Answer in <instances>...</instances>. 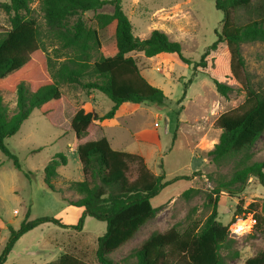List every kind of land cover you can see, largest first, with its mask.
<instances>
[{"label":"trees","instance_id":"1","mask_svg":"<svg viewBox=\"0 0 264 264\" xmlns=\"http://www.w3.org/2000/svg\"><path fill=\"white\" fill-rule=\"evenodd\" d=\"M36 1L44 13V30L31 16V4ZM107 6L112 8L111 13H98ZM215 6L224 13L221 33L194 65L195 71L205 70L211 52L225 43L231 72L236 80L243 81L242 45L264 43V0H258L257 4L255 0H215ZM0 10L10 16V29L0 38V151L12 159L18 169H21L18 158L7 148L5 140L19 132L34 110L43 116L55 112L64 101L63 85L101 92L113 102L111 110L101 116L91 107H82L75 113L71 129L80 142L88 136L94 123L113 119L125 103H148L156 107L166 104L165 93L143 76L130 53L142 52L148 58L176 54L184 64H193L183 56L181 44L170 40L161 30H152L145 39L136 37L122 0H10L9 3L0 1ZM87 12L95 13L96 27L84 20ZM242 13L247 17L245 22L236 19ZM102 30L108 38H113L112 42L103 43L99 34ZM46 40L57 45L54 48L56 59L48 54ZM60 58L63 60H58ZM212 81L222 96L227 97L233 91L216 78ZM243 89L245 102L217 118L215 126L221 130V135L209 152L217 167L233 163L231 177L210 174L207 179L214 188L191 187L179 196V200L188 204L204 199V206L211 211L203 221L196 218L198 208L192 206L184 222L163 232L152 231L121 263L113 260L111 256L132 241L164 208L151 204L162 189L175 181L194 179L202 174L196 171L191 176L165 182V174L152 172L143 156L114 150L108 139L102 137L76 146L83 180L68 187L78 195L77 199L68 200L70 206L81 210L76 224L54 217L29 221L28 212L20 228L11 233L0 255V264L6 263L22 236L40 225L50 223L81 232L87 217L106 223V231L97 241L98 264H230L239 259L238 240L232 236L230 224L224 225L218 220V203L223 191L230 195L242 193L251 176L256 177L264 189V162L252 161L255 144L264 133V90L255 88L249 80ZM3 93L16 95L12 115ZM66 163L63 154L48 162L45 183L50 189H56L53 181L57 178V169ZM131 164L136 165L133 180L129 177ZM243 213L254 216L249 239H261L264 243V200L251 203L246 209L243 202H239L231 223ZM48 264L86 263L65 253ZM245 264H264V248Z\"/></svg>","mask_w":264,"mask_h":264},{"label":"rangeland","instance_id":"2","mask_svg":"<svg viewBox=\"0 0 264 264\" xmlns=\"http://www.w3.org/2000/svg\"><path fill=\"white\" fill-rule=\"evenodd\" d=\"M122 7L136 37L145 39L152 30H161L170 40L181 44L183 56L193 64H184L176 54L148 58L142 52L130 53L144 77L165 93L166 104L156 107L148 103H126L113 119L94 123L86 139L80 142L71 129L75 113L82 107H91L100 116L108 113L113 102L105 94L66 84L61 88L64 101L55 112L43 116L34 110L19 132L5 140L7 148L18 158L21 169L0 151V255L11 233L20 228L28 212L29 221L54 217L76 224L80 210L70 206L68 200L77 199L78 195L68 187L83 180L82 165L76 153L79 143L106 137L113 149L145 157L152 172L165 174V182L179 176H191L196 171L202 174L169 184L151 200L153 207L164 208L140 229L132 241L111 256L117 263H121L152 231L163 232L178 222H184L192 206L198 208L196 218L203 221L211 211L204 206V199L198 198L188 204L179 200V196L191 187L202 190L214 188L207 179L210 174L218 173L226 179L231 177L233 163L226 162L224 166L217 167L209 156L221 135L215 122L222 113L245 102L243 85L248 80L255 88L264 90V43L242 45L245 61L243 81L236 80L231 72L229 49L225 43L211 52L205 70L195 71L194 65L200 62L221 33L224 13L216 8L215 0H122ZM31 10V16L44 30V13L39 1L31 4ZM111 12L112 8L107 6L98 13ZM94 16V12H87L83 18L96 27ZM236 19L245 22L247 17L242 13ZM0 25L1 38L2 33L10 29V16L2 10ZM99 34L103 43L113 41L106 31ZM56 47L46 40L47 52L54 59ZM212 78L232 87L233 91L227 97L220 95ZM3 98L12 115L16 108V95L3 93ZM253 151L252 161L264 162V133ZM59 154L66 157L67 163L57 169V178L53 181L56 189L52 190L45 183V167ZM135 168L136 165L131 164L130 180L135 178ZM222 194L218 203V220L224 225L230 224V232L238 240L240 252V258L230 264H245L247 259L264 248V243L261 239H249L254 225L253 214L243 213L235 223L231 220L239 202H243L244 209L251 203H262L264 189L258 179L251 176L239 195L225 191ZM240 220H249V228L240 229L237 224ZM105 231L106 223L92 217H87L81 232L43 224L18 240L5 264H45L65 253L86 264H98L97 241Z\"/></svg>","mask_w":264,"mask_h":264},{"label":"bare ground","instance_id":"3","mask_svg":"<svg viewBox=\"0 0 264 264\" xmlns=\"http://www.w3.org/2000/svg\"><path fill=\"white\" fill-rule=\"evenodd\" d=\"M237 224H238L240 229L244 230V229L249 228L250 221L249 220H240Z\"/></svg>","mask_w":264,"mask_h":264},{"label":"crops","instance_id":"4","mask_svg":"<svg viewBox=\"0 0 264 264\" xmlns=\"http://www.w3.org/2000/svg\"><path fill=\"white\" fill-rule=\"evenodd\" d=\"M160 55H164V54H160ZM156 57H157V56H156ZM142 74H143V72H142ZM143 76H144V74H143ZM93 93H94V92H93ZM125 104H126V103H125ZM123 105H124V104H123ZM123 105H122V106H123ZM122 106H121V107H122ZM121 107H120V108H121ZM120 108H119V109H120ZM118 111H119V110H118ZM118 111H117V112H118ZM116 114H117V113H116ZM115 116H116V115H115ZM104 121H108V120H104ZM104 121H103V122H104ZM97 122H98V121H97ZM97 122H96V123H97ZM103 122H102V123H103ZM84 139H86V137L83 138L82 140H84ZM82 140H81V141H82ZM108 141H109V140H108ZM109 142H110V141H109ZM110 145H111V143H110ZM111 147H112V146H111ZM114 150H115V149H114ZM144 159H145V161H146V158H145V157H144ZM146 163H147V161H146ZM147 165H148V164H147ZM155 174H156V173H155ZM157 175H158V174H157ZM79 210H80V209H79ZM80 214H81V210L78 211V214H77V215L80 216ZM86 220H87V218H86ZM86 220H85V223H86ZM58 258H59V257H58ZM52 262H53V261H52ZM48 263H50V262H48ZM48 263H45V264H48Z\"/></svg>","mask_w":264,"mask_h":264},{"label":"built area","instance_id":"5","mask_svg":"<svg viewBox=\"0 0 264 264\" xmlns=\"http://www.w3.org/2000/svg\"><path fill=\"white\" fill-rule=\"evenodd\" d=\"M234 232L237 233L236 230Z\"/></svg>","mask_w":264,"mask_h":264}]
</instances>
